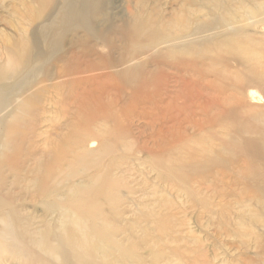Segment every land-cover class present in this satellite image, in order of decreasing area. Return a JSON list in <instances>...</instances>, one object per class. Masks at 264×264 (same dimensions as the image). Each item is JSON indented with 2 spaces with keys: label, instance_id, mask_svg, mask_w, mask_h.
Segmentation results:
<instances>
[{
  "label": "bare ground",
  "instance_id": "6f19581e",
  "mask_svg": "<svg viewBox=\"0 0 264 264\" xmlns=\"http://www.w3.org/2000/svg\"><path fill=\"white\" fill-rule=\"evenodd\" d=\"M0 6V264H264V0Z\"/></svg>",
  "mask_w": 264,
  "mask_h": 264
},
{
  "label": "rangeland",
  "instance_id": "374dc122",
  "mask_svg": "<svg viewBox=\"0 0 264 264\" xmlns=\"http://www.w3.org/2000/svg\"><path fill=\"white\" fill-rule=\"evenodd\" d=\"M8 1H6V3H7ZM6 10L4 11V9L0 6V27L4 30V32H7V33H12V31H11V29L10 28H8L7 26H5L4 25V21L6 20V17H5V15H6ZM10 18V17H9ZM255 96H261V94L259 93V92H256L255 93ZM136 107H138L139 108V106H136ZM142 117H143V119H142ZM139 118V119H138ZM142 119V120H141ZM148 118L146 117V115H142V116H138V115H136L135 117H132V116H130L129 115V117H126L125 119H124V128H125V130H126V132H127V135H128V137L126 138V140H127V142L128 143H130L131 145V147H132V152L133 151H136L137 149H138V147L142 144V142H144V141H146V142H148V140L150 139V135H151V132H152V129L150 128V126L148 125ZM108 126L110 127V128H112V126H114V123H113V121H111L110 123L108 122ZM147 126H149V127H147ZM144 129H145V131H144ZM156 129V128H155ZM150 130V131H149ZM143 133H144V135H143ZM132 134V135H131ZM141 135V136H140ZM140 137V138H139ZM135 138V139H134ZM137 138H138V141H137ZM137 142H139V143H137ZM137 143V144H136ZM135 144H136V146H135ZM138 146V147H137ZM145 166V165H144ZM143 166V167H144ZM147 166V165H146ZM143 167H141V168H143ZM143 177L144 176H137V181H138V183L140 182V178H141V181H142V179H143ZM152 177V176H151ZM142 182H144V183H142V185L139 183L138 184V187L141 185V186H144L143 184H145V180L144 181H142ZM174 181L172 180V182H171V184L173 183ZM171 184H166L165 186L168 188L169 187V189L171 188V186H169V185H171ZM195 183H194V181H192V182H190V183H186L185 184V187H187V188H190V187H193V186H195L194 185ZM162 185H164V183H162ZM178 185V184H177ZM132 186H135V185H132ZM145 187H148V185H145ZM184 187V186H183ZM142 188V187H141ZM181 188H182V186H181ZM176 191V190H175ZM175 191H173L172 193H176ZM139 196V194H136L135 195V197L136 196ZM175 195V194H174ZM181 197H183V198H181L182 199V202H185L186 201V195H184V191L183 192H181V194H179ZM176 196V195H175ZM177 200V199H176ZM179 200H180V198H179ZM228 200V199H227ZM212 201H215V202H219V204H220V201L221 200H219V199H217V198H213V200ZM222 203L224 202L223 200L221 201ZM185 205H189L188 204V202L186 201V204ZM200 208L201 207H195V208H192V210H191V208L190 209H188V213H187V218L190 216V215H192L193 216V218H194V222H196L195 221V217H196V219L197 218H199V215H201L200 216V222L203 224V227L204 228H201V227H199V226H197L198 227V229H196V233L198 234V232L201 234V230H202V234L200 235L201 236V244L205 247V246H207L208 244L209 245H217V246H215L214 247V249L217 247V249H218V251H216L217 249H215V254H217V252H218V258H219V260L221 259V260H224V261H226L227 263L229 262V264H239V263H242V262H245V261H247V259L249 260L250 259V257H252L253 256V254L254 253H256V252H254L253 251V249L252 248H245V247H240L239 245H238V241H239V239L237 238V237H234V236H228V235H226V230L223 228V226H222V218H221V212L219 213V212H212V213H206V212H208V211H206V210H204L203 208V210L201 209V212H200ZM195 209V210H194ZM189 210H191L192 212H189ZM235 209H232V212H231V209H230V212H229V210L228 211H224L223 212V214L222 215H227V212H229V214L227 215L228 217H230L231 215H230V213L232 214V218L234 217V211ZM203 211V212H202ZM197 212V213H196ZM192 213V214H191ZM215 213V214H214ZM214 214V215H213ZM196 215V216H195ZM213 215V216H212ZM218 215V216H217ZM204 216V217H203ZM220 216V217H219ZM202 217V218H201ZM207 217V218H206ZM220 218V219H219ZM231 218V217H230ZM189 219V218H188ZM204 219H206V220H204L205 221V223H204V221L203 220ZM208 220V221H207ZM212 220H213V222H215V220H216V224L214 225V223H212ZM207 221V222H206ZM220 223H219V222ZM212 224H211V223ZM218 222V223H217ZM206 223H208L207 225H206ZM123 224H125V222L123 223ZM211 224V225H210ZM218 224V225H217ZM205 225V226H204ZM211 227H210V226ZM221 225V226H220ZM220 227V228H219ZM244 227H247L246 225L244 226ZM210 228V229H209ZM215 228H217V231H221V232H217L216 230H214ZM206 229V230H205ZM220 229V230H219ZM233 229V228H232ZM208 230V231H207ZM224 231V233H223V231ZM212 231V232H211ZM258 231H260V230H258ZM211 232V233H210ZM209 235H208V234ZM217 233V234H216ZM218 233H219V236H217L218 235ZM208 235V236H207ZM207 236V237H206ZM213 236H215L214 238H213ZM212 237V238H211ZM211 238V239H210ZM213 239V240H212ZM238 239V241H236ZM209 240V241H208ZM212 241H213V243H212ZM215 241H216V243H215ZM235 249H234V248ZM237 249V250H236ZM250 249V250H249ZM223 250H224V253H226V254H224L223 253ZM231 250H232V252H231ZM235 250H236V252H235ZM239 250V251H238ZM142 251V250H141ZM144 251V250H143ZM144 252H146V251H144ZM143 253V252H142ZM223 253V254H222ZM232 255V256H231ZM206 256H207V258H208V260H209V262H215V260L213 259V256H212V254H206ZM212 256V257H211ZM226 256V257H225ZM244 256H247L248 258L246 259ZM250 256V257H249ZM197 258H198V256H196ZM211 260H210V259ZM232 258V259H231ZM183 259H186V258H183ZM201 259V258H200ZM202 259H203V257H202ZM230 259V261H228ZM232 260V261H231ZM186 261H187V259H186ZM231 262V263H230ZM188 264V263H187ZM189 264H191V262H189Z\"/></svg>",
  "mask_w": 264,
  "mask_h": 264
}]
</instances>
